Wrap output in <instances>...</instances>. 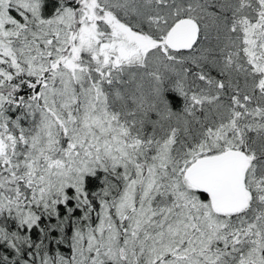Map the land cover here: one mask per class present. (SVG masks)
<instances>
[{
  "label": "snow or ice",
  "instance_id": "1",
  "mask_svg": "<svg viewBox=\"0 0 264 264\" xmlns=\"http://www.w3.org/2000/svg\"><path fill=\"white\" fill-rule=\"evenodd\" d=\"M0 264H264V0H0Z\"/></svg>",
  "mask_w": 264,
  "mask_h": 264
},
{
  "label": "trees",
  "instance_id": "2",
  "mask_svg": "<svg viewBox=\"0 0 264 264\" xmlns=\"http://www.w3.org/2000/svg\"><path fill=\"white\" fill-rule=\"evenodd\" d=\"M168 95H169L170 99H172L174 106L179 107V105H180L179 98L174 96V94H171V93H169Z\"/></svg>",
  "mask_w": 264,
  "mask_h": 264
}]
</instances>
